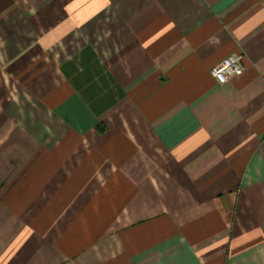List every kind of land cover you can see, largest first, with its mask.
Masks as SVG:
<instances>
[{
    "label": "crops",
    "instance_id": "obj_1",
    "mask_svg": "<svg viewBox=\"0 0 264 264\" xmlns=\"http://www.w3.org/2000/svg\"><path fill=\"white\" fill-rule=\"evenodd\" d=\"M0 264H264V0H0Z\"/></svg>",
    "mask_w": 264,
    "mask_h": 264
},
{
    "label": "built area",
    "instance_id": "obj_2",
    "mask_svg": "<svg viewBox=\"0 0 264 264\" xmlns=\"http://www.w3.org/2000/svg\"><path fill=\"white\" fill-rule=\"evenodd\" d=\"M243 55L234 54L226 58L216 68L212 75L219 84H226L232 77L242 76L244 73Z\"/></svg>",
    "mask_w": 264,
    "mask_h": 264
}]
</instances>
